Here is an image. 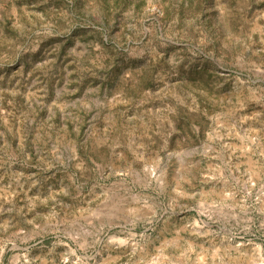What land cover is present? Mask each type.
<instances>
[{"label":"rangeland","instance_id":"1","mask_svg":"<svg viewBox=\"0 0 264 264\" xmlns=\"http://www.w3.org/2000/svg\"><path fill=\"white\" fill-rule=\"evenodd\" d=\"M0 264H264V0H0Z\"/></svg>","mask_w":264,"mask_h":264}]
</instances>
